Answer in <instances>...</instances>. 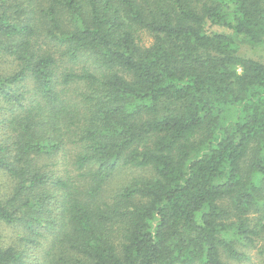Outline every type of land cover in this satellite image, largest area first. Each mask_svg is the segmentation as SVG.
I'll return each mask as SVG.
<instances>
[{
  "label": "trees",
  "instance_id": "obj_1",
  "mask_svg": "<svg viewBox=\"0 0 264 264\" xmlns=\"http://www.w3.org/2000/svg\"><path fill=\"white\" fill-rule=\"evenodd\" d=\"M0 175V264L264 255V0H0Z\"/></svg>",
  "mask_w": 264,
  "mask_h": 264
},
{
  "label": "rangeland",
  "instance_id": "obj_2",
  "mask_svg": "<svg viewBox=\"0 0 264 264\" xmlns=\"http://www.w3.org/2000/svg\"><path fill=\"white\" fill-rule=\"evenodd\" d=\"M139 42L143 45H149L152 41V37L144 30L138 33ZM241 51L246 55L257 57L260 53H262L261 49L253 48L248 44L241 45ZM136 171H125V173L120 174L115 181L120 180L122 182L126 177L130 176V174L135 173ZM0 182L2 183V188H6L7 182L6 177L0 175ZM113 183V182H112ZM0 233L2 235L4 243L7 244H17L18 246L24 248L25 242L21 241V231L17 227L7 225L5 223L0 222ZM38 239V238H36ZM40 244L37 246H33V244L28 243L27 246V253L30 259L35 256L41 258L40 256L43 253L44 247H46V240L41 238L39 240ZM247 253L249 255V260L243 262H236L237 264H263L264 255L259 254L256 248H249L247 249ZM34 260V259H33Z\"/></svg>",
  "mask_w": 264,
  "mask_h": 264
}]
</instances>
